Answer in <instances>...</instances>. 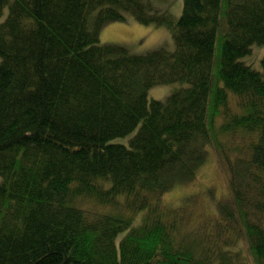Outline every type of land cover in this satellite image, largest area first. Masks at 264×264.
Segmentation results:
<instances>
[{"label": "trees", "instance_id": "1", "mask_svg": "<svg viewBox=\"0 0 264 264\" xmlns=\"http://www.w3.org/2000/svg\"><path fill=\"white\" fill-rule=\"evenodd\" d=\"M126 13L167 28L174 50L100 44ZM252 44L264 0H182L178 17L150 0H0V264H242L241 232L264 264V53L261 70L240 60ZM175 82L188 85L148 100ZM210 146L229 192L195 219L196 194L163 195L195 181Z\"/></svg>", "mask_w": 264, "mask_h": 264}, {"label": "rangeland", "instance_id": "2", "mask_svg": "<svg viewBox=\"0 0 264 264\" xmlns=\"http://www.w3.org/2000/svg\"><path fill=\"white\" fill-rule=\"evenodd\" d=\"M153 9L157 11H169L176 17L181 14L182 0H150ZM6 8V13H7ZM221 11V10H220ZM4 17H2L3 19ZM227 31L226 18L223 13L218 17L217 39L213 56V67L211 72V85H222L220 80L215 77V63L218 60V42L221 36ZM99 43H113L124 46L130 53L142 54L154 49L164 48L174 50L175 44L171 32L162 26L153 24H143L138 22L129 13L125 14L124 20H114L105 23L99 31ZM264 53V44H252L248 54L240 57V60L250 65L253 69L261 70V57ZM1 61V57H0ZM187 82H175L168 84H157L151 86L147 91L148 100L157 99L165 101L167 96L180 87L187 86ZM233 96L229 94V102L233 107L235 102ZM129 136L114 138L112 141L127 144ZM208 158L200 168L197 178L189 185H177L172 190L163 195V201L170 206H177L186 203L187 195L196 194V205L194 206L195 216L199 218L203 213H216L217 201L223 196H227L228 180L227 174L223 169L218 152L210 146L208 148ZM191 199V198H190ZM202 214V215H201ZM141 213L134 216L133 225L139 224ZM124 232H121V236ZM239 253L242 264H256L249 249V243L243 232L235 241L232 247Z\"/></svg>", "mask_w": 264, "mask_h": 264}]
</instances>
